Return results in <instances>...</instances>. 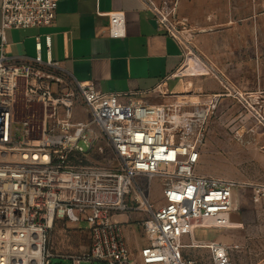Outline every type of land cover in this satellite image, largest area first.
<instances>
[{"label":"built area","instance_id":"2783aa9c","mask_svg":"<svg viewBox=\"0 0 264 264\" xmlns=\"http://www.w3.org/2000/svg\"><path fill=\"white\" fill-rule=\"evenodd\" d=\"M57 3L2 0L0 264H50L49 237L57 222L88 226L80 230L88 235L86 251L65 258L72 264H197L184 256L192 246L208 249L210 264H233L225 245L192 241L196 228L231 226L238 188L234 180L198 171L209 108L184 115L177 103L152 105L135 99L141 93H103L92 82L64 76L58 64L5 56L6 32L54 25ZM109 17L110 36L122 37L124 13ZM158 22L181 43L159 16ZM182 66L154 91L165 95L163 85L181 76ZM216 99L209 97L208 104ZM75 100L90 121L73 119ZM243 102L264 129V106ZM102 141L113 153V167L88 162L93 150L104 152L97 147ZM130 215L141 217L147 241L138 260L127 243V222L117 220Z\"/></svg>","mask_w":264,"mask_h":264},{"label":"crops","instance_id":"0c3cea01","mask_svg":"<svg viewBox=\"0 0 264 264\" xmlns=\"http://www.w3.org/2000/svg\"><path fill=\"white\" fill-rule=\"evenodd\" d=\"M170 1H178L181 15L230 18L214 30L211 41L214 56L209 61L212 74L171 77L162 87L165 95L154 89L179 70L183 49L159 25L150 0H58L54 25L8 30L4 54L20 63L58 64L60 72L74 81L92 82L103 93H141L135 99L152 105L174 104L180 95L204 103L211 95L219 96L222 98L219 112L226 118L229 116L235 138L244 130L243 138L253 140L254 115L241 113L243 100L264 106V0ZM1 6L2 0L0 28ZM113 12L125 15L123 36L119 38L109 34V13ZM241 117L244 119L239 120ZM226 118L221 117L216 130L223 129L221 123ZM238 197L236 191L235 210L229 216L231 226L241 225L236 215L242 204ZM130 217L127 216L126 222ZM133 227L132 224L125 227V235L133 258L138 260L147 241L136 238ZM198 229L194 230L192 241L204 242L195 237ZM210 229L219 230L220 234L206 243L225 237L224 229Z\"/></svg>","mask_w":264,"mask_h":264},{"label":"rangeland","instance_id":"374dc122","mask_svg":"<svg viewBox=\"0 0 264 264\" xmlns=\"http://www.w3.org/2000/svg\"><path fill=\"white\" fill-rule=\"evenodd\" d=\"M150 2L158 16L177 32L183 45L181 75L185 78L211 75L213 69L209 61L212 62L210 57L214 56L211 46L214 30L219 23L230 17L181 15L178 1L150 0ZM49 71L61 75L59 72ZM181 96L183 95H180L176 103L181 106V113L184 115L196 113L203 107L209 108L198 171L202 174L231 179L238 183L236 191L242 204L236 215L241 225L222 230L225 232V237L217 242L228 248L233 264H264V129L254 120L253 140L243 138L246 135L244 130H240L235 138V129L230 124L229 116L226 118L224 113L219 112L221 97L217 96L216 102L209 105L208 101L204 103L198 99L188 100ZM73 105L74 120L90 121L89 113L85 111L80 102L75 100ZM247 113L249 114L243 107L241 114L246 115ZM221 117L226 119H223L221 123L223 129L218 131L215 125L220 122ZM243 117L239 120H243ZM233 119L234 117L231 118L232 121ZM97 147L103 148L104 152L100 154L93 150L88 162L93 165L113 167L114 156L110 148L104 141L98 143ZM153 192L155 198L160 199V188L157 182L153 184ZM255 198H258V201H255ZM130 216L124 226L127 228L130 224L134 225L135 237L145 238L139 228L141 217ZM117 220L126 222L127 217H119ZM87 229L88 226L84 223L79 224L76 229L64 222H57L49 237V251L54 256L50 264H72L65 258L84 253L89 244L88 235L83 232ZM219 234V230L199 228L195 237L206 243L218 237ZM190 243L184 242V244ZM184 256L195 260L197 264H210V255L206 248L196 246L185 248ZM81 264L91 263L82 262Z\"/></svg>","mask_w":264,"mask_h":264}]
</instances>
